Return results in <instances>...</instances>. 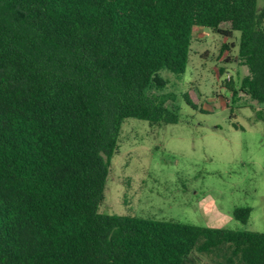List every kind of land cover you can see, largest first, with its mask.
<instances>
[{"label": "trees", "instance_id": "obj_1", "mask_svg": "<svg viewBox=\"0 0 264 264\" xmlns=\"http://www.w3.org/2000/svg\"><path fill=\"white\" fill-rule=\"evenodd\" d=\"M197 26L239 32L225 85L264 103L257 0H0V264H264V232L99 211L123 120H178L151 90Z\"/></svg>", "mask_w": 264, "mask_h": 264}, {"label": "rangeland", "instance_id": "obj_2", "mask_svg": "<svg viewBox=\"0 0 264 264\" xmlns=\"http://www.w3.org/2000/svg\"><path fill=\"white\" fill-rule=\"evenodd\" d=\"M238 39V31L193 29L185 71L162 70L167 85L151 90L178 120H123L100 212L264 232V103L225 85L238 88L247 73L235 58ZM236 207L251 208L245 223L233 217ZM194 256L219 264L213 255Z\"/></svg>", "mask_w": 264, "mask_h": 264}]
</instances>
